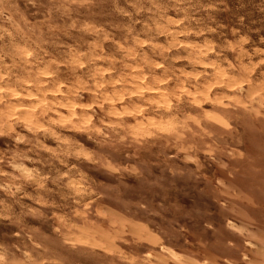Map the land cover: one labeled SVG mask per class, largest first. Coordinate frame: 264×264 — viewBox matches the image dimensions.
<instances>
[{
    "label": "rangeland",
    "instance_id": "374dc122",
    "mask_svg": "<svg viewBox=\"0 0 264 264\" xmlns=\"http://www.w3.org/2000/svg\"><path fill=\"white\" fill-rule=\"evenodd\" d=\"M0 264H264V0H0Z\"/></svg>",
    "mask_w": 264,
    "mask_h": 264
}]
</instances>
